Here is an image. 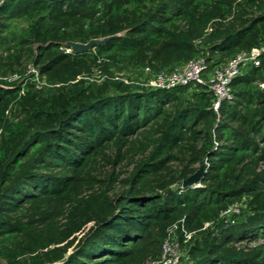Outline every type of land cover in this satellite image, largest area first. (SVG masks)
<instances>
[{"label":"trees","instance_id":"obj_1","mask_svg":"<svg viewBox=\"0 0 264 264\" xmlns=\"http://www.w3.org/2000/svg\"><path fill=\"white\" fill-rule=\"evenodd\" d=\"M263 44L264 0H0V263L149 264L177 225L178 264H264V57L218 110L143 84Z\"/></svg>","mask_w":264,"mask_h":264},{"label":"built area","instance_id":"obj_2","mask_svg":"<svg viewBox=\"0 0 264 264\" xmlns=\"http://www.w3.org/2000/svg\"><path fill=\"white\" fill-rule=\"evenodd\" d=\"M263 57L264 44L250 51L238 52L224 64L216 65L211 69H209L204 56H199L178 64L172 69H165L156 73H152L149 67H145L144 72L146 75H150V78L143 84L152 88H173L196 84L206 85L215 96L214 109L218 110L222 101L232 97L231 82L233 79L249 64L260 66ZM32 73L38 76L35 69H32ZM36 80H38V77H36ZM41 83L45 82L41 81ZM239 210L240 206L234 204L223 215L229 217L231 213H237ZM176 229L177 225L169 229L161 256L156 260H151L149 264L179 263L182 253L174 236Z\"/></svg>","mask_w":264,"mask_h":264},{"label":"water","instance_id":"obj_3","mask_svg":"<svg viewBox=\"0 0 264 264\" xmlns=\"http://www.w3.org/2000/svg\"><path fill=\"white\" fill-rule=\"evenodd\" d=\"M111 36L103 37V38H93L90 39L86 43L76 42V41H69L67 42V46L74 52H84L92 49L96 45L106 43ZM203 171V167H200L193 175L183 181V186H190L194 185L199 180V176Z\"/></svg>","mask_w":264,"mask_h":264},{"label":"rangeland","instance_id":"obj_4","mask_svg":"<svg viewBox=\"0 0 264 264\" xmlns=\"http://www.w3.org/2000/svg\"><path fill=\"white\" fill-rule=\"evenodd\" d=\"M32 69H33V67L31 66L30 69H29V71L32 72ZM140 74H141V72H140ZM135 76H136V74H135ZM145 76H146V75H145ZM145 76L141 74L139 80H141V81H145ZM136 77H137V76H136ZM138 77H139V75H138ZM0 264H7V263L3 261V262L0 263Z\"/></svg>","mask_w":264,"mask_h":264}]
</instances>
